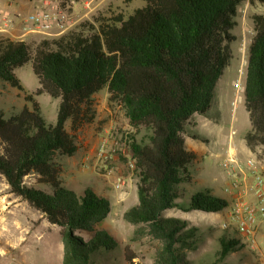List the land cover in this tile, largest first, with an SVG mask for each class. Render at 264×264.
<instances>
[{"label": "trees", "instance_id": "obj_1", "mask_svg": "<svg viewBox=\"0 0 264 264\" xmlns=\"http://www.w3.org/2000/svg\"><path fill=\"white\" fill-rule=\"evenodd\" d=\"M126 18L120 14L82 21L57 39L35 48L0 36V83L24 92L17 67L32 65L39 86L24 106L8 117L0 109V175L9 192L59 228L62 264H117L118 242L100 225L111 212L110 199L87 187L81 194L61 181L59 156L77 151L76 131L94 119L92 97L107 89L133 128L145 139L129 137L138 171V203L123 213L133 226L132 241L156 243L154 264H190L187 251L198 248V228L165 215L169 209L221 212L228 200L213 188L195 191L188 203L180 184L192 182L195 154L185 135L203 138L188 127L194 114L207 115L215 86L229 65L237 7L245 0H143ZM264 7V0H250ZM99 21L98 25L94 26ZM244 88L250 128L247 146L264 155V12L253 17ZM58 99L54 124L46 122L34 95ZM36 174V184L25 178ZM80 233L91 235L86 239ZM218 264L238 250L240 241L219 238ZM125 262L133 264L126 255Z\"/></svg>", "mask_w": 264, "mask_h": 264}, {"label": "rangeland", "instance_id": "obj_2", "mask_svg": "<svg viewBox=\"0 0 264 264\" xmlns=\"http://www.w3.org/2000/svg\"><path fill=\"white\" fill-rule=\"evenodd\" d=\"M71 0H63L62 7L70 4ZM77 1V0H76ZM145 3L143 0H110L103 5V10L97 13L93 18L102 21L122 14L125 18L132 14L135 9L141 8ZM74 12H81L82 4L77 1L73 3ZM33 8L27 6L22 11L16 13L17 16H23L29 13ZM264 7L250 0H245L237 7L236 26L232 33L236 40L231 44L232 58L229 65L225 68L223 75L215 86V101L211 105V111L223 106V126L226 134L234 131V143L236 146L245 145L244 133L250 128L248 113L244 106L243 88L245 86L246 66L248 59V47L254 36L253 17L256 14H262ZM99 21L94 26L98 25ZM42 34H31L26 38V43L32 49L42 40ZM49 40V39H45ZM16 76L20 79L24 92L7 83H0V109L8 117L19 113L24 106L31 107V103L25 98L27 94H32L39 86L38 79L34 75L30 63L17 67ZM239 80L241 90L236 89L235 83ZM34 100L38 102L41 113L49 124H54L57 117V107L59 100L50 97L47 94L34 95ZM235 100L236 118L232 115ZM92 109L94 119L73 131L70 128V121L66 128L74 137L77 145V151L73 156H59L58 162L61 164V181L69 189L79 193L80 188L93 187L113 202L110 214L101 224V228L106 230L119 244L115 251V262L117 264H128L125 262L124 249L126 255L132 257L133 264H154V249L156 243L148 238L139 241H132L133 226L123 219V213L138 203L137 181L138 171L127 169L126 160L123 155L118 156L111 161V165L124 176L129 177L130 185L126 195L122 196L115 191L110 182H106L99 175V167L95 165L94 150L99 139L100 133L104 130L112 129L118 135L125 132L129 137L134 136L137 141L145 139L146 131L143 128H133L124 115L120 104L111 102L107 89H103L92 97ZM130 141V140H129ZM234 145V144H233ZM226 152V151H225ZM257 154L261 155V152ZM227 156V155H226ZM223 158L222 162L226 158ZM208 164V173L206 179L209 186H217L220 195L224 196L218 183L223 182L224 170L222 162L217 158L210 159ZM70 166L72 169L70 170ZM215 176L219 182L212 181ZM26 185L36 184V174L32 173L25 178ZM218 184V185H217ZM37 185V184H36ZM198 185V186H197ZM192 186L193 193L202 189V184ZM182 202L188 203L189 199L182 198ZM4 210H29L28 230L18 235L13 231L11 235L12 242L3 241V228L5 221H2ZM226 208L218 213H207L199 210L182 212L181 210H167L165 215L179 217L187 220L189 226L198 228V248L187 251V258L190 264H212L217 259L220 244L219 238L222 235H229L240 241L238 250L228 255L218 264H264V224L257 231V245L251 246L242 237L236 233H229L220 227L224 218ZM44 219L39 212L30 208L27 203L20 201L13 196L8 189L3 176L0 175V264H62L63 244L60 237L59 228L47 222V225H40ZM7 225V224H6ZM6 227V226H5Z\"/></svg>", "mask_w": 264, "mask_h": 264}, {"label": "built area", "instance_id": "obj_3", "mask_svg": "<svg viewBox=\"0 0 264 264\" xmlns=\"http://www.w3.org/2000/svg\"><path fill=\"white\" fill-rule=\"evenodd\" d=\"M33 1L37 5L26 15L3 17L0 33L14 30L13 40L26 42V38L31 34L48 35L55 28L59 35H63L74 30L84 18L70 16L61 6L63 0ZM1 14L0 10V18ZM235 87L237 91L242 89L239 80ZM129 142L127 132L118 135L112 129H107L100 133L94 150L99 175L106 182H110L112 188L122 196L127 193L130 179L118 172L111 165V161L123 155L127 169L136 170ZM226 154L222 162L226 183L221 191L228 198V206L220 227L229 233H236L251 246H256L258 228L264 224V175L257 169L255 159L250 158L242 162L233 146L226 149ZM245 167L249 174L245 173Z\"/></svg>", "mask_w": 264, "mask_h": 264}, {"label": "crops", "instance_id": "obj_4", "mask_svg": "<svg viewBox=\"0 0 264 264\" xmlns=\"http://www.w3.org/2000/svg\"><path fill=\"white\" fill-rule=\"evenodd\" d=\"M79 1L82 4V10L81 12L75 13L73 3ZM71 0L70 4H67L66 7H62L66 12L69 13L72 17L82 16L84 17L82 21H91L92 17L95 16L97 13L103 10V5H105L106 2H110V0ZM37 3L33 0H0V10H1V18H0V27L3 26V17H15L17 16L16 13L22 11L23 8L29 6L33 8L36 6ZM89 11V13H87ZM58 30L55 28L50 34L43 35L42 39H57L62 35H59L57 32ZM14 30H9L6 33H0L1 37L10 38L13 39L12 34L14 33ZM38 88V87H37ZM36 88V89H37ZM245 88V86H244ZM244 88H243V98H244ZM215 101V99H214ZM234 104L232 115L234 116V121L236 118V112L235 107L237 105V102L235 100L232 102ZM245 106V103H244ZM223 106L220 104L215 112L211 111V108L207 115H200V114H194L189 122L188 127L192 132L198 133L203 139H193L188 135H185V148L186 150L192 152L195 154V159L190 167L191 174L193 176L192 182L190 183H182L180 184V191L184 194L185 199H189L190 196L193 194V184H202V187H211L214 189V191L218 194L217 186H209L206 185L208 183V180L206 179L207 173H208V164L209 160L212 158H217L222 162L223 158L227 155L226 149L230 146H233V149H235L238 153L239 159L244 162L247 159H255L256 160V166L257 169L264 175V155H259L257 152H253L246 144L245 145H237L234 143L235 138L233 136L234 131L229 132L226 134L225 128L223 126ZM251 126V125H250ZM244 138V137H243ZM234 144V145H233ZM260 152V151H259ZM258 152V153H259ZM72 169V166H70V170ZM244 171L246 174H249V170L245 167ZM212 181L219 182L218 179L215 176H212ZM226 180L223 177V182L218 183V187L220 186V189L225 185ZM8 186V185H7ZM198 186V185H197ZM95 192V188L91 187ZM9 189V188H8ZM85 188H80L79 193L81 194ZM98 193V192H97ZM222 196V195H220ZM228 200L226 196H222ZM110 199V198H109ZM111 202V209L113 207V202ZM175 210H179L174 208ZM173 209V210H174ZM172 210V209H169ZM3 216L2 221H5V225L3 228H7L6 233L3 232V241L11 243V235L13 231L16 235L23 233L28 230V222L31 220L29 219V210H4V213H1ZM40 225H47V221L45 219H42L40 221ZM6 226V227H5ZM101 226V225H100ZM82 237L89 239L91 237L88 233H80Z\"/></svg>", "mask_w": 264, "mask_h": 264}]
</instances>
